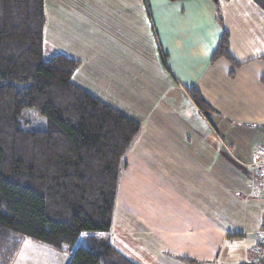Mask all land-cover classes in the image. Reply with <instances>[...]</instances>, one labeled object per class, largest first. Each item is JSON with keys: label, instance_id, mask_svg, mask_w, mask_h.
Instances as JSON below:
<instances>
[{"label": "crops", "instance_id": "obj_1", "mask_svg": "<svg viewBox=\"0 0 264 264\" xmlns=\"http://www.w3.org/2000/svg\"><path fill=\"white\" fill-rule=\"evenodd\" d=\"M218 6L44 0V47L55 32L68 45L55 53L80 61L72 81L140 125L104 234L138 264H248L258 243L264 176L250 162L264 151V11L252 0ZM224 30L238 66L212 60ZM190 86L213 108L208 115ZM26 240L12 264L70 257Z\"/></svg>", "mask_w": 264, "mask_h": 264}, {"label": "trees", "instance_id": "obj_2", "mask_svg": "<svg viewBox=\"0 0 264 264\" xmlns=\"http://www.w3.org/2000/svg\"><path fill=\"white\" fill-rule=\"evenodd\" d=\"M252 1L264 11V0ZM45 20L44 0H0V264H11L24 238L68 249L66 264H138L104 234L140 125L72 81L79 60L44 59ZM219 56L240 65L225 30L212 60ZM187 89L208 115L199 90ZM23 108L45 128H25Z\"/></svg>", "mask_w": 264, "mask_h": 264}, {"label": "rangeland", "instance_id": "obj_3", "mask_svg": "<svg viewBox=\"0 0 264 264\" xmlns=\"http://www.w3.org/2000/svg\"><path fill=\"white\" fill-rule=\"evenodd\" d=\"M56 36H57L56 33L53 31H50V33L46 34V36H45V47H44V59L45 60L50 58V56L57 51H59V52L63 51L64 52L68 49V45L66 44V42L63 41L60 37H56ZM49 44L52 46L53 49L49 46ZM69 49H70V47H69ZM20 118L24 122L23 126L27 129H44L45 128L44 117L42 115L38 114L33 108H23L21 110V113H20ZM259 180H261V179H259ZM83 239H84V236H81L79 239V242L81 243L83 241ZM25 240L35 242V241L30 240L28 238H24L22 240V243H21L22 249L24 247L23 241H25ZM35 243H39V242H35ZM67 250L68 249H64V250H61L59 252H62L64 255H66L68 252ZM17 252H16L13 260L16 258ZM261 257H262V260H261L260 264H264V246L262 247V250H261ZM13 260H12L11 264L13 263ZM15 264H32V263L31 262L25 263L20 258H18L16 260Z\"/></svg>", "mask_w": 264, "mask_h": 264}, {"label": "built area", "instance_id": "obj_4", "mask_svg": "<svg viewBox=\"0 0 264 264\" xmlns=\"http://www.w3.org/2000/svg\"><path fill=\"white\" fill-rule=\"evenodd\" d=\"M250 165L255 167L257 178L262 179V177L264 176V151L255 149L251 157ZM257 237L258 243L253 248V254L249 259V264H260L262 260L261 250L264 246V219L262 222V228L257 233Z\"/></svg>", "mask_w": 264, "mask_h": 264}]
</instances>
